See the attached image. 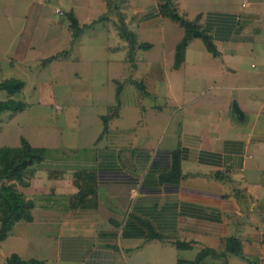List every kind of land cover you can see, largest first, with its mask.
<instances>
[{
    "label": "crops",
    "instance_id": "0c3cea01",
    "mask_svg": "<svg viewBox=\"0 0 264 264\" xmlns=\"http://www.w3.org/2000/svg\"><path fill=\"white\" fill-rule=\"evenodd\" d=\"M119 1L125 23L138 43H150L148 51L156 45L145 36L177 29V21L161 16L158 0ZM65 2L66 9L53 12L66 23L54 24L67 30L73 48L89 26L71 39L66 14L86 24L74 9L87 1ZM174 2L181 16L210 35L217 53L193 37L174 68L180 39L167 46L161 38L159 55L137 59L141 48L129 55L112 21H103L123 53L109 54L105 63L129 61L135 77L110 78L117 83L115 105L88 111L89 122L99 125L87 142L42 135L31 144L44 149L42 159L29 167L27 184L17 185L31 202L30 219L16 221L0 239V261L16 254L42 264H264V0ZM36 25L14 26L15 34L28 36L20 52L39 47ZM113 48L106 45L109 53ZM61 51L49 57L63 58ZM66 112L64 124L74 115ZM104 115L111 116L103 132ZM80 171L95 174L92 205L72 204Z\"/></svg>",
    "mask_w": 264,
    "mask_h": 264
},
{
    "label": "rangeland",
    "instance_id": "374dc122",
    "mask_svg": "<svg viewBox=\"0 0 264 264\" xmlns=\"http://www.w3.org/2000/svg\"><path fill=\"white\" fill-rule=\"evenodd\" d=\"M16 1L0 0V80L4 78L23 80L25 82L23 91L13 97L25 102L27 106L23 110L7 111L0 115V147H17L21 138L34 145L41 142L39 138L42 135H45L47 141L50 139L52 142L69 144L75 138L76 142L83 144L87 142L89 136L95 134L99 125L94 123L95 121L89 122L91 117L88 111L100 110L103 102L115 105L113 92L117 83L110 78L116 77L117 81H122L125 77L135 74L133 64L129 61L121 64L119 62L117 65L105 63L109 54L111 58H117L123 53L122 49L116 48L119 39L115 36L108 37L105 23L97 20L104 12V0H86L87 2H82L83 4L77 5L74 9L89 28L79 35L73 48L67 30L57 28L54 24V20L66 23L62 15L53 12L55 6L66 9V0H40L41 10L37 9V13L40 11L39 19L34 15L36 13L33 9L38 0ZM32 1L35 3L31 4ZM114 1L119 0H106V11L108 2L113 4ZM57 11L62 12L59 9H56ZM33 23H37L38 28L33 40L39 47L36 51L28 50L24 54V49L20 52V47L25 44L28 36H18L13 28L15 26L20 30L23 25L31 28ZM109 24L115 25L113 22ZM176 24L177 29L166 30L164 37L159 33L145 36V40L154 39L156 46L150 51L148 48H141L137 52V59H151V56L155 58L159 55L161 38H164L163 43L167 46H172L181 39L185 31L179 22ZM107 44L115 47L111 53L106 50ZM71 48L74 51L69 56L66 50ZM57 50H62L60 55H63V58L60 56L59 59L48 61V57ZM19 52L22 53L23 59L17 58L20 56ZM72 54L79 56V60L77 57L76 60L69 59ZM146 65L145 61L139 63L138 72H143ZM129 85L125 86L130 87ZM5 97L6 94L0 92V99ZM147 101V97L143 99V103ZM57 105H60L61 109H57ZM65 112L70 116L74 114L69 118L65 115L70 120L66 124L61 122L62 114ZM77 119L80 120L77 122Z\"/></svg>",
    "mask_w": 264,
    "mask_h": 264
},
{
    "label": "trees",
    "instance_id": "16d2710c",
    "mask_svg": "<svg viewBox=\"0 0 264 264\" xmlns=\"http://www.w3.org/2000/svg\"><path fill=\"white\" fill-rule=\"evenodd\" d=\"M120 1H114L109 4L105 13L101 14L97 20L105 21L111 20L119 32V36L127 42L129 55L133 54L134 50L138 48H149L151 45L147 42H137L135 34L129 29L124 20L123 12L119 8ZM158 10L161 16L179 22L184 28L183 37L176 43L174 49V63L173 67L178 68L184 59L185 47L188 41L193 37H199L204 42L207 50L213 54L217 50L212 43L210 35L199 30L198 24L181 16L176 8L174 0H158ZM69 20V28L72 38H76L87 24H79L77 18L70 11L67 14ZM54 58L49 57L50 61ZM140 87L143 85L138 84ZM25 82L17 78H4L0 80V92L6 94L5 98L0 99V115L7 111L23 110L27 104L21 100L13 97L23 91ZM111 115H104L102 117L104 122L103 132L107 128V121ZM102 134V133H101ZM43 148L33 147L26 139H20V145L17 147H0V239L5 237L14 223L20 219L29 220V210L31 202L25 198L23 193L18 190L17 185L25 186L27 181L25 176L29 167L36 162H39L43 156ZM175 159H178L175 156ZM178 160H174L173 164H177ZM175 164V165H176ZM74 185L78 188V194L72 198L73 205L87 206L92 205L90 196L96 193L95 174L88 171H80L73 180ZM91 202V203H90ZM152 236H156L155 234ZM179 247L184 244L178 242ZM230 240H227L226 247L229 248ZM204 256V251L198 256V260ZM0 264H42L37 260H24L16 254H12L0 261Z\"/></svg>",
    "mask_w": 264,
    "mask_h": 264
}]
</instances>
